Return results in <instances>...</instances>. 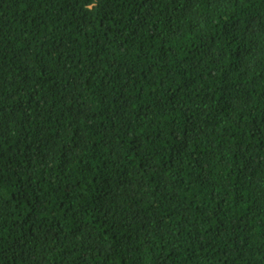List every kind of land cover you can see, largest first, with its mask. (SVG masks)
<instances>
[{
	"label": "trees",
	"instance_id": "obj_1",
	"mask_svg": "<svg viewBox=\"0 0 264 264\" xmlns=\"http://www.w3.org/2000/svg\"><path fill=\"white\" fill-rule=\"evenodd\" d=\"M0 264H264V0H0Z\"/></svg>",
	"mask_w": 264,
	"mask_h": 264
}]
</instances>
